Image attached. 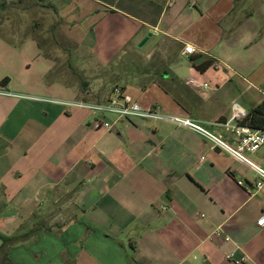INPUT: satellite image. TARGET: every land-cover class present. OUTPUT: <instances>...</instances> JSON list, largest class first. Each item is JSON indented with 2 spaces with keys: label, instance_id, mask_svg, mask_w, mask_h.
Listing matches in <instances>:
<instances>
[{
  "label": "crops",
  "instance_id": "1",
  "mask_svg": "<svg viewBox=\"0 0 264 264\" xmlns=\"http://www.w3.org/2000/svg\"><path fill=\"white\" fill-rule=\"evenodd\" d=\"M50 1L64 34L56 56L38 39L0 38V88L13 94L0 95V233L28 236L11 262L264 264L256 172L170 122L63 103L104 101L118 85L234 143L216 123L235 100L247 110L264 100V0ZM65 34L75 56L66 67ZM147 45L141 73L116 83L118 60L130 53L132 67ZM250 157L264 167V155Z\"/></svg>",
  "mask_w": 264,
  "mask_h": 264
},
{
  "label": "built area",
  "instance_id": "2",
  "mask_svg": "<svg viewBox=\"0 0 264 264\" xmlns=\"http://www.w3.org/2000/svg\"><path fill=\"white\" fill-rule=\"evenodd\" d=\"M194 52L195 48L192 45H185V54L191 55ZM196 83L197 82L193 78L189 80V84L196 85ZM199 86L203 90L214 88L210 82H201ZM0 95L12 96L13 94L0 88ZM63 103L69 107L84 108L100 115L109 113L116 115L119 119L144 118L162 120L170 122L178 127L195 131L211 142L213 146L221 149L256 172L259 177V181L256 183V189L262 190L264 188V167L256 163L250 157L264 147V130L253 129L240 124L248 115V110L237 100L233 101L230 105L228 119L224 122L216 123L232 133L236 138L234 143H231L220 134L207 130L202 123L190 116L166 114L162 111L160 106H152L148 109L144 108L118 85L113 87L112 96L104 101H88L77 98ZM101 126L106 130L112 129V124L108 121L102 122ZM240 184L242 185L243 183L241 182ZM201 216L204 217L203 214ZM257 223L259 227H264V214L258 219ZM215 235L217 237H223L222 230L219 228ZM225 239L228 240V238ZM230 257L231 256H228V258Z\"/></svg>",
  "mask_w": 264,
  "mask_h": 264
},
{
  "label": "rangeland",
  "instance_id": "3",
  "mask_svg": "<svg viewBox=\"0 0 264 264\" xmlns=\"http://www.w3.org/2000/svg\"><path fill=\"white\" fill-rule=\"evenodd\" d=\"M61 21L59 14L53 11L50 0H0V38L21 39L28 38L38 39L41 42L43 53L47 55L58 54L55 43L62 41L64 34L58 27L57 22ZM84 28H93L92 21L82 22ZM65 34V67L66 61L75 58L73 55V46L66 39ZM94 31L89 36V45L91 47L94 41ZM138 48V47H137ZM150 45L144 46L143 49H137L133 53L132 67L126 69L129 54L123 59L118 60V78L117 82L122 85L120 79L127 80L130 75L140 74L142 71V59L150 53ZM127 53L125 49L123 54ZM103 75V74H102ZM102 77V76H101ZM71 80H80L77 76L71 75ZM81 82V81H79ZM246 109L245 101L240 102ZM260 155H264V147L259 151Z\"/></svg>",
  "mask_w": 264,
  "mask_h": 264
},
{
  "label": "trees",
  "instance_id": "4",
  "mask_svg": "<svg viewBox=\"0 0 264 264\" xmlns=\"http://www.w3.org/2000/svg\"><path fill=\"white\" fill-rule=\"evenodd\" d=\"M8 78L1 81L2 84H7ZM242 126H248L253 129L264 130V100L257 106L248 110V115L240 123ZM27 235L5 236L0 233V264H13L9 259V249L11 246L19 243L20 241L27 240Z\"/></svg>",
  "mask_w": 264,
  "mask_h": 264
},
{
  "label": "water",
  "instance_id": "5",
  "mask_svg": "<svg viewBox=\"0 0 264 264\" xmlns=\"http://www.w3.org/2000/svg\"><path fill=\"white\" fill-rule=\"evenodd\" d=\"M144 43H145V40L140 44V47H142L144 45Z\"/></svg>",
  "mask_w": 264,
  "mask_h": 264
}]
</instances>
